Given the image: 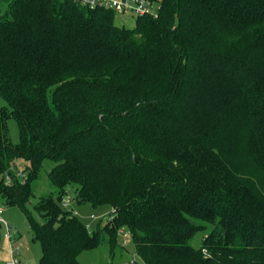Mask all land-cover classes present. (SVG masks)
<instances>
[{"label": "trees", "instance_id": "16d2710c", "mask_svg": "<svg viewBox=\"0 0 264 264\" xmlns=\"http://www.w3.org/2000/svg\"><path fill=\"white\" fill-rule=\"evenodd\" d=\"M155 1L126 27L73 0H0V197L27 215L38 264H80L102 232L113 251L125 226L133 264H264V0ZM45 159L57 195L37 221ZM70 186L113 208L103 228L63 206Z\"/></svg>", "mask_w": 264, "mask_h": 264}, {"label": "rangeland", "instance_id": "374dc122", "mask_svg": "<svg viewBox=\"0 0 264 264\" xmlns=\"http://www.w3.org/2000/svg\"><path fill=\"white\" fill-rule=\"evenodd\" d=\"M137 21V16L131 13L116 14L115 22L121 26L134 27ZM7 103L3 97L0 96V108L6 106ZM8 128L10 139L13 143H19L21 140L20 130L17 121L11 118L8 121ZM56 165L53 160L45 159L38 172L37 177L32 181V189L34 195L31 198V203L27 208L31 212L32 217L37 221H42L41 214L34 208L42 196L48 194L57 195V188L50 180L49 172ZM29 162L26 160H18L15 173L22 176L20 181H23L24 172L29 175ZM26 176V177H27ZM67 195L64 196L63 201L69 202V207L73 212L80 217V219L91 230L98 227L103 228L107 219L109 218L113 208L110 205L93 206L91 203H77L74 199L75 189L73 186L67 187ZM96 216V218L92 217ZM0 217L13 227L12 235L15 240L14 248H19V256L22 264H38L42 255L41 245L39 241L34 240L33 231L31 229L30 221L25 212L16 205H7L0 197ZM201 222V221H198ZM218 224L206 223L203 231H200L193 237L191 243L194 246H200L203 238L211 232V230ZM100 225V226H99ZM106 240L98 248L85 250L80 256V264H133L135 260L143 262L140 255L137 253V248L134 243L133 235L128 227H122L118 236V242L114 250L111 251L110 235L107 232H102ZM116 238V237H115ZM117 240V238H116ZM11 260V241L6 236L5 227H0V264H7Z\"/></svg>", "mask_w": 264, "mask_h": 264}, {"label": "built area", "instance_id": "2783aa9c", "mask_svg": "<svg viewBox=\"0 0 264 264\" xmlns=\"http://www.w3.org/2000/svg\"><path fill=\"white\" fill-rule=\"evenodd\" d=\"M80 3L83 6L90 8H104L113 10L116 14L131 13L133 15L144 16L152 15L157 17L161 9L160 2L155 0H73ZM9 182L10 179H9ZM63 206L68 207L69 202L63 201ZM96 218V216L92 215ZM0 223L5 226L6 236L11 241V260L7 264H21L19 257V248H14L15 241L12 235V226L0 217Z\"/></svg>", "mask_w": 264, "mask_h": 264}]
</instances>
